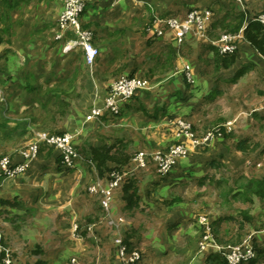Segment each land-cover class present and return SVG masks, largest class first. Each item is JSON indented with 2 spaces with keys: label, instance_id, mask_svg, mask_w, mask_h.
<instances>
[{
  "label": "crops",
  "instance_id": "1",
  "mask_svg": "<svg viewBox=\"0 0 264 264\" xmlns=\"http://www.w3.org/2000/svg\"><path fill=\"white\" fill-rule=\"evenodd\" d=\"M17 1L20 2L17 3ZM168 2L169 0H90L82 16V24L93 32L101 52L93 67H89L80 56V49L64 51L66 45L60 40V31L56 24L63 11L62 0H0V87L2 86L3 89H1L0 98V158L9 156L14 163L22 162L24 157L21 154V148L30 144L28 138L30 140L31 130L38 127L58 133L66 132L69 127H79L82 128L83 133H86L84 127L86 116L83 117L85 113L79 107V103L81 105L82 102L88 103L91 99L97 98V92L105 97L116 80L128 76L131 71L136 70V75L155 74L156 70L168 63L175 66L174 63L181 59L177 58V55L179 56L178 51L181 50L182 45L178 44L174 33L166 31L158 38L154 35L157 30L162 29L159 20L179 13L184 17L187 14L184 13L193 6L186 5L178 8L179 4L172 5ZM11 6L13 9L9 11ZM21 11H28L31 13V19L40 18L41 22L36 26L26 24L21 25L19 29H13V23L20 18ZM6 16L11 20L8 25L4 20ZM152 17L156 18L155 25L149 27L147 24ZM212 40L207 36L206 39H200L199 44L201 45V42L212 44ZM162 44L166 47L163 48ZM197 45L198 43L191 46L188 44L189 48L193 46L197 48ZM167 47L169 49L166 52ZM182 76L183 74H180L176 79L164 84L161 88L165 90L164 92H159L158 88L148 89V91L152 90L150 95L144 99L134 100L118 118L117 122L120 121L118 125L125 127V124H128L126 120L132 119L135 114H140L143 118L138 120L137 126L142 125L152 131L165 125L166 119L162 121V116L166 118L171 116L170 118L173 119L176 118L175 115L190 116L196 111L201 114V106L197 109L188 102L201 99L203 108L204 99L212 88L209 92L207 89H195L192 95L188 91L186 98L184 95L186 87ZM197 86L200 87V83ZM178 91L182 92V99L177 96ZM260 110L264 111V107L256 111ZM253 113L255 112L242 113L231 122L234 124L237 120H241L242 116L249 117ZM49 115L53 116L52 121L48 120ZM198 123L200 121L194 124ZM119 143L120 147L125 146L127 140H120ZM91 146L101 147L102 145L92 144ZM221 153L225 157L224 162H227L229 156H234V161L239 164L244 163V156L235 148L233 152ZM56 157L54 153L53 155L43 154V157H38L31 163L24 175L4 179L0 177V224L4 236L7 235L6 243L7 239L10 241L8 243L12 244L14 240L16 242V238L20 237L18 242L23 240L41 246L42 258L49 264H66V260L86 252L82 245L85 234H78L76 227V224H79L82 228L86 223L81 225L77 221L99 219L102 210L99 203L93 202L91 196L82 189L81 173L71 170L62 171L56 162ZM213 159L217 158L210 154L206 162L209 164ZM83 164L81 163L79 168ZM139 176L140 194L144 186L151 185H148L143 175ZM150 181L158 183L155 178ZM118 194H120V209L117 205L114 206L113 217L121 225L124 233L133 232L131 242L134 248L142 251L144 255L141 264H220V255L218 257L217 254L208 250L202 253L196 251V241L192 239L190 229L186 230L184 236L173 233L175 228L183 226L179 222L169 224V227H174L168 231L169 233L165 230V232L150 231L145 234L143 241V238L138 236V227L143 225L128 222L129 219L126 220L118 215L120 212V214L132 216L137 210L145 213L146 208L149 210L148 205L152 207V204L143 206L145 204L141 198L140 207L134 211H128L126 203L122 200L121 189ZM84 195L85 198H82ZM116 198L118 201V196ZM256 199L254 197L252 201ZM4 201L14 206H5L2 204ZM257 201L260 214L255 217L256 212H251L249 222L263 225L264 201L259 199ZM48 211L54 213L50 214ZM12 218L25 220L24 228L19 229V225H16L17 221L13 222ZM35 218L38 221H34ZM232 219L234 220V218L229 220ZM217 225L216 239L222 241L221 232H224V229L221 231L220 222ZM243 227L244 225L235 228L232 234H225L229 237L227 243L239 244L242 241V235L238 233ZM250 230L255 232L253 234L257 256L255 255L254 259L245 264H262L264 263V231L260 233L255 228ZM171 233L173 234L169 236ZM162 236L165 237L166 243L171 240V243L177 241L181 244V236H183L185 241L194 244H191L190 249L177 250L174 245L167 249L168 245L163 244ZM142 241L147 243L148 248L141 246L145 244ZM182 246L187 247L183 244ZM14 249L19 250V248ZM173 253L175 255L172 256ZM177 255H180L179 259ZM105 257L108 255L105 254ZM50 259L53 261L51 262ZM180 259L183 260L178 262Z\"/></svg>",
  "mask_w": 264,
  "mask_h": 264
},
{
  "label": "rangeland",
  "instance_id": "2",
  "mask_svg": "<svg viewBox=\"0 0 264 264\" xmlns=\"http://www.w3.org/2000/svg\"><path fill=\"white\" fill-rule=\"evenodd\" d=\"M170 2L172 5L179 4L178 8L186 5H189V7L193 6L191 8L198 12L207 11L208 7L210 8L215 3L216 6L213 7L212 10L218 12L219 8L223 10L225 6H230L233 3V0H169L168 3ZM234 3L248 11L251 15L264 12V0H234ZM185 11L186 10H184V12ZM188 12H190V10ZM188 12L186 11L184 14ZM223 13V15L226 14L224 10ZM20 14V18L13 23V29H19L21 25L25 26L26 24L27 26H36L41 22L40 18L34 17V19H31V13L28 11H21ZM170 18H182V16L181 13H179L177 15L167 16L162 20ZM4 20L7 22V25L11 22V20L8 19V16H6ZM205 26L208 27V24L205 23ZM161 30V35H164L166 31L163 29ZM170 31L174 33L176 38V33L173 30ZM216 32L219 34V38L212 40V44L216 47L219 45L222 48L223 45L220 44V40L226 35L225 31L218 30ZM191 34L196 36L194 33ZM198 38L206 39V36H199ZM198 45H200L199 42ZM198 45L197 48L195 46L189 48L188 42L184 41L181 46L182 48H180L181 50L178 51L179 56L177 55V58L181 59L174 63L176 64L175 66L168 63L159 70H156L155 74L139 73L134 78L142 81L145 80L150 88H158L157 90L159 92H164V89L161 90V88L164 87V84H167L169 80L176 79L180 74L186 75L190 85H192V89H207V92H209L212 88V91L207 93L208 95H206L204 99L203 108V100L201 99H193L188 102L194 108L201 106V114H198L196 111V113H193L194 115L191 113L190 116L175 115L174 117L176 118L174 119L162 116L161 120L163 121L166 119L167 122L165 121V125L161 128L153 129L152 131H149L147 127H143L142 125L137 126L138 120L143 118V115L141 116L140 114H135V117L126 120L128 121V124H125V127L118 125L120 121L117 122V119L113 117H105L93 123H88L86 121V125H84L86 133H83L82 131L81 137L76 139V145L85 150L86 154L88 148L92 144L98 146H114L113 151L118 148H126L127 152L124 151V153L128 156L131 155L133 160L137 154L144 153L148 162L145 165L144 170L138 171L137 175H143L144 179L148 181V185L151 186H142L143 189L139 195L142 198V202L145 204L143 206L152 204V207L148 205L149 210L146 208L144 211L145 213L137 210L132 216L120 214V212L118 216H122L126 220L129 219L128 222L136 225H143L140 228L138 227V236L143 238V241L145 234L150 231H166L169 233L168 231L174 228L173 226V228L169 227V224H172V222H179L183 226L180 228L177 227V229L175 228L173 233L182 234L184 236L186 230L190 229L193 237L192 239L196 241L195 249L197 252L202 253L200 244L205 235V228L201 225L202 218L206 219L210 226L214 224V227H216L218 226L217 223H221V231L224 229V232H221L222 241L218 238L217 239L220 241L221 245L224 246L238 245L227 243L229 242V237L225 234H232L235 228H240L242 225H244V227L241 228L242 230L239 229L240 232L238 233L239 235H242V241L239 244H241L247 237L255 234V232H251V228H255L258 232L260 231V233L264 231V224L256 225L255 222H249L251 212H256L255 217L260 214L259 203H256L258 202L257 199L256 201H247L245 198L252 200L254 197L248 194L233 197L229 192L235 187L234 184L238 177L245 176L247 178L256 179V177H260L264 173V153H262L264 150V111H262L263 109L258 112L256 111L257 109L264 107V57L256 52L249 43L241 40V42L238 43L236 50V62L229 69H225L214 63L205 48L202 45H200V47ZM164 46L165 45L162 44L163 48ZM97 48L99 49V47ZM168 49L169 48L167 47L165 51L167 52ZM244 68H248L245 70V74L242 77H237V73ZM118 80L119 79H117L116 82ZM199 83L200 87L197 86ZM1 87L0 98L3 90ZM214 87L219 88L217 89V91H220L218 94L214 91ZM150 91L152 92V90H142L136 99H144L148 97ZM198 93L200 92L198 91ZM96 95L97 98L91 99L88 103L82 102V100L80 101L82 102L81 105L79 103V107L85 113L83 115V117L86 116L85 120L92 107L102 102L105 98L100 92H97ZM122 109L123 107L121 110ZM251 112L255 113L249 117L242 116L241 120H237V122L232 125L230 131L227 130V132H231L230 136L224 135L225 124L234 121L242 113L250 114ZM51 117L53 116H48L49 121H52ZM197 121H200V123L194 124ZM177 123L178 125L180 123L189 124L190 134H185L184 128L181 129L180 125L176 126ZM78 128L69 127L64 134L70 133L74 130L76 131ZM81 129L82 128H79L78 130ZM181 130L184 132H181ZM34 131L52 132L51 130H46L41 127H38V129L35 130L32 129L31 141L28 138L30 144L21 148L22 155L27 148H29L31 142H33ZM212 131H216V136L214 134V136L210 138L207 142V146L197 147L196 141L200 140L199 142H202ZM244 136L253 137L257 149L248 155H243V164L234 161V156H229L227 162H224L223 159L225 167L221 170L213 169L208 162H206L210 154L215 155L217 159H221V156H224L221 152H233L236 141ZM120 140H127L125 146H119ZM84 144H86L85 147ZM176 146L186 148L188 150L187 154L185 157L178 159V163L176 164L178 165L177 167L174 166L175 168L173 167L170 172L162 174L161 167L154 163V158L158 153H161L162 155L165 153L167 154L171 148ZM5 157L10 158L9 156ZM5 157L3 156L0 158V161ZM81 163L84 164L79 168ZM81 163L70 170L76 171L79 174L81 173V176H83L81 177L82 179H80L82 189L86 191L87 195L91 196L93 202L96 204L99 203L102 212L99 219L95 220L94 218L91 220L92 222L83 219L77 221V223H81V225H85L86 223L82 228L79 224H76V227L78 228H76L77 233L85 234L82 245L86 249V252H82L78 257L66 260V264H119L121 258L119 256V248L116 241L117 237L123 238L124 231L123 228H121V225L115 221V217H113V208L117 205L120 209V194L118 193L119 189H122L123 182H121L113 191L107 217L106 212L103 207H101V203L105 199L102 192L103 190H107L113 182V173L106 175L105 178H100L93 165L88 162L87 159ZM134 164V161L131 162V164H128L123 168L122 172H127L129 170L132 171L135 169ZM62 171L69 170L62 169ZM22 174L24 175L25 173ZM169 174L171 175L169 176ZM84 178L85 180H83ZM153 178H155L158 183L150 181ZM203 178H205L204 185H200L199 181ZM243 183V181L239 182L237 188L242 186ZM117 196L118 201L116 198ZM83 197L85 198V195L82 196V198ZM147 211L149 212L146 214ZM48 213L53 214L54 212L48 211ZM228 218H234V220H229ZM30 219H32V217H30ZM12 220L13 222L17 221L16 225H19V229L21 227L24 228L26 224V221L22 219L14 220V218H12ZM12 220H10L11 224H13ZM255 220L258 221L259 219L255 218ZM34 221L38 220L35 218ZM30 226L31 225H29V227ZM173 233L169 234V236ZM213 234V236L216 237L215 233ZM183 236H181V244L177 241H172L171 243V240L166 243L164 242L165 237L162 236L163 244L168 245L166 247L167 249H170L172 245H174L177 250L185 248L190 249L194 243L185 241ZM110 238L112 239L111 242ZM19 239L20 237L16 238V242L14 240L12 244L8 243L10 241L7 239V244L12 248L16 264H34L36 260L42 258L43 254L40 252V254H38L36 253L37 251H35L36 248L41 249V246H38L37 243H27L23 240L18 242ZM143 243L145 244H141V246L148 248L147 243ZM182 244L187 247H183ZM14 248H19V250L16 251ZM135 250L139 251L142 255V258L138 263L141 264L144 260V255L142 254V251L138 249ZM105 254L110 257H105ZM173 255H175V253H173L172 256ZM179 258L180 255H177V259ZM50 260L51 262L53 261L52 259ZM74 260L75 262H73ZM182 260L180 259L178 262ZM0 264H3L1 255Z\"/></svg>",
  "mask_w": 264,
  "mask_h": 264
},
{
  "label": "built area",
  "instance_id": "3",
  "mask_svg": "<svg viewBox=\"0 0 264 264\" xmlns=\"http://www.w3.org/2000/svg\"><path fill=\"white\" fill-rule=\"evenodd\" d=\"M87 1L88 0H63V11L57 23L60 31V39H62L67 33H70L73 36V38L67 42L64 51L70 52L74 48L81 49L85 56L86 64L89 67H93L100 56V51L93 44L92 33L82 27L80 20ZM211 16V12L208 10L205 12L194 10L190 12L184 20L170 18L167 20H159V24H161L162 27H167L170 30H173L177 35L176 40L178 44L182 45L187 36L191 33H194L196 36H206L205 23L207 24L209 22ZM258 21L264 23V15L258 16ZM161 31V29L157 30L159 36H161ZM241 38V32L235 36L228 34L224 35L220 40V44L223 45L222 48L218 45L221 53H234L237 50V42L238 40H242ZM145 89H150L149 84L145 80L142 81L137 78L122 77L111 86L104 100L92 107L86 121L88 123L94 122L106 113L118 114L127 100L131 99L138 91ZM177 125L178 123L176 126ZM179 125L181 129L184 128L185 130V132L182 130L181 132L190 134L189 124L180 123ZM232 125L233 123L230 122L229 124H225L224 127L230 131ZM82 131L83 130L81 129L62 135L34 131V140L31 142L29 148L23 153L25 162L16 167H12L11 159L5 157L0 161V171L6 174L7 177L11 178L24 173L30 167V164L37 159L40 144H47L48 146L56 148L63 156V163L65 166L68 168H75L80 164V161H83L82 155L75 148L76 139L82 134ZM214 134L216 136V131H212L202 142H199L200 140L196 141L197 147L207 146V142L214 136ZM187 151L188 150L182 146H176L171 148L167 154L165 153L162 155L161 153H158L154 158V163L161 167L162 174H167L174 166H176L179 158L186 156ZM133 161L135 162V169L127 172L113 173V182L107 190H103L102 192L105 199L101 204L107 217L114 189L118 187L126 177L135 175L140 170H144V167L148 162L144 153L137 154ZM201 225L205 228V235L200 244L202 252L210 249L214 253L220 254L228 264L247 263L255 257L256 253L252 245V236L244 239L241 244L224 246L216 241L212 234L210 224L206 219H201ZM116 243L121 258L120 264H138L142 258L139 251L134 250L131 253H128L126 246L123 244V238L121 237H117ZM0 255L3 264H16L12 248L5 241L1 224ZM73 262H75V260Z\"/></svg>",
  "mask_w": 264,
  "mask_h": 264
},
{
  "label": "trees",
  "instance_id": "4",
  "mask_svg": "<svg viewBox=\"0 0 264 264\" xmlns=\"http://www.w3.org/2000/svg\"><path fill=\"white\" fill-rule=\"evenodd\" d=\"M19 2L20 1H17V3H19ZM62 2H63V0H62ZM89 2H90V0L87 1L85 9L81 15V18H80L81 23H82V16L85 14L86 7H87ZM227 3H228V1H227ZM215 6L216 5L214 3L210 8L208 7V9H210L212 12L207 9L208 11L211 12L212 16L210 17V20L207 23L208 27H206V32H205L206 37L208 36L211 39L216 40L217 38H219V34L216 32L218 30L225 31V34L234 35V36L238 35L241 32L242 33V38H241L242 41L249 43L250 46L256 52H258L262 57H264V23L258 21V16L264 15V12H261L259 14H255V15L254 14L251 15L248 11L244 10L238 4L236 5L234 3V0L230 6H228V7L225 6L223 8V10L226 13L225 15H223L224 13H223V10L221 8L218 9V12L213 11L212 8ZM10 9L11 10L13 9L12 6L9 8V11H11ZM191 9H190V12L194 11L193 9L192 10ZM190 12H188L184 17L177 18V19L183 20L184 18H186V16ZM155 19H156L155 17H152L151 20H149V23L147 25L149 27H153L155 25L154 24ZM82 27L85 30H88L92 33L93 44L95 46H97L98 44L95 42L93 32L88 27H86V25L82 24ZM162 29L165 31H170V29L167 27H162ZM222 34H224V33H222ZM158 36L159 35L157 33H155L154 37L158 38ZM72 38H73V36L70 33H67L60 40L65 42V45H66L67 42ZM199 40H200V38L190 34L187 36V39L185 40V42H188L189 46H191V44L198 43ZM239 42H241V40H238L237 46H238ZM201 45L205 48L207 53H209L212 61L214 63L218 64L221 68L229 69L236 62V59H237L236 51L232 54H222L218 47H216L215 45H213L209 42H201ZM79 51H80V56L85 61V56L83 54V51L81 49ZM176 55H177V52L175 51V56ZM247 69L248 68H244V69L240 70L237 73V77H242L245 74V70H247ZM135 76H136V70L131 71L128 74V76H126V77L134 78ZM182 78H183L184 85L186 87V91H185L184 95L187 98L188 97V91H190V94L192 95L196 90L191 88L192 85H190V82L188 81L185 74H183ZM214 91L217 94L220 92V91H217V89H215ZM141 92H142V90L138 91L131 99L127 100L122 106L123 109L122 110L120 109L118 114L106 113L105 115H103L98 120H101L102 118H105V117L106 118L113 117V118H116L118 120V118L122 115V112L126 108H128V106L134 100H136L138 94H140ZM177 96L180 99H182V92L178 91ZM212 98H213V95H212ZM170 117L171 116H169L168 118H170ZM98 120H96V121H98ZM91 123H93V122H91ZM224 130H225L224 135H226V136L231 135V132L230 133L227 132V129L225 127H224ZM50 134L62 135V134H64V132H61V133L51 132ZM80 137H81V135L77 139H79ZM76 142H77V140H76ZM76 142H75V148L83 157V161H80V163L84 162V160L87 159L88 162H90L93 165L94 169L97 171L96 173H98L100 178H105L106 175H108L110 173L122 172V170L125 166H127L128 164H131V162H133V157L131 155L128 156L124 153V151L127 152L126 148H118L115 151H113L114 146H112V147H109V146H101V147L90 146L88 148V152L86 154L82 148H79V146L76 145ZM235 149L237 152L241 153L242 155H248V154L256 151V149H257L255 147V139L251 138V137H244L242 139H239L236 141ZM53 153L57 156L56 162L58 163L59 167L61 169H65V170L70 171L71 168H68L65 166V164L63 163V156L61 155V153L56 148L48 146L47 144H40L38 157H43V154L53 155ZM262 153H264V150L262 151ZM38 157H37V159H38ZM223 159H224V156H221V159H213L209 162V165L215 170H221L222 168L225 167V164L223 163ZM24 162H25V158L20 163L12 162V167H16L17 165L22 164ZM177 166L178 165H176V167ZM0 177L2 179H4L5 177H7V175L1 172ZM242 181L244 182L243 185L240 186L239 188H237L238 183L242 182ZM204 182H205V178H203L199 181L200 185H204ZM234 185H235V187L229 191L233 197H238L242 194H248V195H251L252 197H256L257 199H259L261 201H264V174L262 176H260L259 178H256V179H251V178H247L245 176H240L236 179ZM121 191H122V200L126 203V209L128 211H134L135 209H138L140 207L141 197L139 195V180H138L137 174L132 175V176H128L124 179ZM245 200L252 201V200H249L248 198H245ZM2 204L5 206H8V207L14 206V204H12L8 201H4V202H2ZM241 213H243V212H241ZM228 219H230V218H228ZM210 228H211L212 234L215 233L216 228L214 227V224H212L210 226ZM132 236H133V232H129V231L124 233V235H123V244L126 246L128 253H131L132 251L135 250L133 243L131 242ZM251 236H252V245L255 249V253L257 256L256 246H255V238H254V235H251ZM215 239H216V237H215ZM216 241L218 242L217 239H216ZM35 251H37L36 253H38V254H40V253L43 254L42 249L36 248ZM208 251L213 252L210 249ZM34 254H35V252H34ZM214 254H217L218 257L220 255L218 253H214ZM219 260H220V264H227V261L221 255L219 257ZM35 264H49V263L47 261H45L43 258H40V259L36 260Z\"/></svg>",
  "mask_w": 264,
  "mask_h": 264
}]
</instances>
